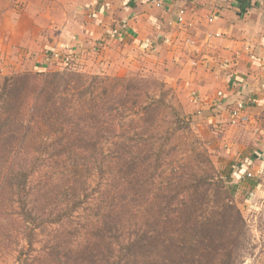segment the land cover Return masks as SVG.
Returning a JSON list of instances; mask_svg holds the SVG:
<instances>
[{
	"label": "trees",
	"instance_id": "obj_1",
	"mask_svg": "<svg viewBox=\"0 0 264 264\" xmlns=\"http://www.w3.org/2000/svg\"><path fill=\"white\" fill-rule=\"evenodd\" d=\"M33 80L21 100L0 99V128L26 107L20 125L36 127L23 163L0 171V232L19 220L36 257L63 264H235L246 234L236 187L153 81L69 69Z\"/></svg>",
	"mask_w": 264,
	"mask_h": 264
},
{
	"label": "rangeland",
	"instance_id": "obj_2",
	"mask_svg": "<svg viewBox=\"0 0 264 264\" xmlns=\"http://www.w3.org/2000/svg\"><path fill=\"white\" fill-rule=\"evenodd\" d=\"M32 31L26 32L18 50L0 53V99L10 95L8 100L10 104L21 100L19 87L27 79L36 78V72L69 69L85 74L153 81L155 86H151V91L159 93L160 88L164 93V95L161 93L163 98L173 105L181 116L189 117L191 132L198 137L199 146L206 150L218 172L229 173L230 183L236 187L233 199L245 220L246 234L235 252L234 263L264 264V192L261 191L264 189V178L236 179L232 175L233 165L250 157L252 150L264 148V112L262 110L256 113L255 108L254 111L251 109L247 112L248 105L244 104L245 117L238 121L231 118V109L233 104L234 106L236 104L234 103L236 98L233 97L235 93L227 94L230 84L225 83L226 72L215 69V72L207 75L204 80L199 82L196 80L195 83L188 85L185 81L181 83L182 77L177 71L179 67L176 68L179 64L175 60L169 61L166 57L158 56L159 52L155 54L142 48L140 50H135L134 47L123 48L125 44H130L128 41L107 43L104 40H96L92 45L86 41L87 47L83 52L78 49V42L58 41L52 39L45 31L36 32V29ZM60 44L72 45L70 51L76 52L68 55L60 53L58 57H54L53 51H65L58 48L61 47ZM102 49L104 51H101ZM205 82L208 90L202 92L200 87ZM225 94L226 97L223 96ZM196 95L203 100H198ZM205 97H209L210 100L204 99ZM29 115L30 111H27L26 107L25 114L13 113L8 121L5 120L7 124L0 128V132L8 133V138L4 139L5 144L0 148V171L15 158L16 163L19 161L22 164L23 154L31 147H36V127L20 125L24 123L23 119H30ZM14 133H21L24 139L18 146L14 143ZM15 147L23 148L17 153V157H14L16 153L11 150ZM35 157L32 156V160ZM30 160L29 156L26 161ZM32 165L35 171L30 180H33L35 186L36 161ZM258 182L262 184L261 187L256 189L253 196H249L248 192L255 189ZM140 199L138 197L136 202ZM2 222L0 264H63L62 254L59 261L56 254L51 255L52 260L49 257L46 259L36 257V247L40 246L38 243L36 245V235L33 236L32 246L26 244L22 238L24 225L19 220ZM135 228L132 225L129 232Z\"/></svg>",
	"mask_w": 264,
	"mask_h": 264
},
{
	"label": "crops",
	"instance_id": "obj_3",
	"mask_svg": "<svg viewBox=\"0 0 264 264\" xmlns=\"http://www.w3.org/2000/svg\"><path fill=\"white\" fill-rule=\"evenodd\" d=\"M181 9L184 22L178 23ZM35 29L54 40L78 42L83 52L86 41L96 40L128 41L123 48L159 52L179 64V82L188 85L224 70L235 106L264 112V0H0V53L18 50L26 32ZM60 46L65 51H53L54 57L76 52L72 45ZM259 151L264 148L243 160L253 159L252 169ZM257 176L264 178V171Z\"/></svg>",
	"mask_w": 264,
	"mask_h": 264
},
{
	"label": "built area",
	"instance_id": "obj_4",
	"mask_svg": "<svg viewBox=\"0 0 264 264\" xmlns=\"http://www.w3.org/2000/svg\"><path fill=\"white\" fill-rule=\"evenodd\" d=\"M176 20L178 23H183L184 22V12L181 9L178 12V15L176 17ZM262 69L264 71V63L262 64ZM243 106L244 103H238L233 109H231V118L235 121L240 120L241 118L245 117V114L243 113ZM254 154V159H256L259 164L256 169H252L250 167L252 160L250 159V162H248V159L245 160L243 163L241 162L240 165H233L232 166V175H235L237 178H255L258 177L257 173L264 171V151H259L255 152ZM257 172V173H256ZM264 192V190H261ZM256 192V189H252L248 192L249 196H253Z\"/></svg>",
	"mask_w": 264,
	"mask_h": 264
}]
</instances>
